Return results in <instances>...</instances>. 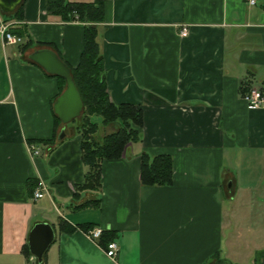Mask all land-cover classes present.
<instances>
[{"label": "crops", "instance_id": "crops-1", "mask_svg": "<svg viewBox=\"0 0 264 264\" xmlns=\"http://www.w3.org/2000/svg\"><path fill=\"white\" fill-rule=\"evenodd\" d=\"M23 2L24 18L11 19L23 41L0 38V264H39L25 253L38 222L56 232L44 264H205L218 251L252 264L264 249V103L251 109L243 93H264V0L105 1L96 25L108 92L138 105L144 126L122 157L103 161L96 190L80 188L78 131L55 130L59 80L30 58L47 47L76 67L85 23L50 15L48 0ZM56 132L58 143L40 141ZM144 151L172 155L171 184L141 182ZM38 181L48 191L35 200ZM60 219L76 229H59ZM84 223L115 234V258Z\"/></svg>", "mask_w": 264, "mask_h": 264}, {"label": "trees", "instance_id": "trees-1", "mask_svg": "<svg viewBox=\"0 0 264 264\" xmlns=\"http://www.w3.org/2000/svg\"><path fill=\"white\" fill-rule=\"evenodd\" d=\"M24 1V0H23ZM13 11H3L1 14L6 20L24 18V2ZM106 0H95L93 2H78L71 0H48L47 10L63 21L79 20L84 22L83 50L79 63L71 67L74 81L81 93L84 111L81 116L74 119L77 122V131L81 136L82 160L87 167L86 180L80 188L96 190L102 184V163L104 160H114L122 157L126 148L133 142L142 139V128L144 126L143 110L133 103H116L110 98L106 79L104 59L98 43V26L96 23L104 19V3ZM13 32L24 36L25 31L21 28H14ZM29 40L25 47L30 46ZM40 46L43 43H39ZM59 80V94L64 90L66 81L63 77L55 75ZM55 115V130L67 124ZM96 118H100L97 120ZM111 124L118 128L108 133L101 134V130ZM43 143L56 144L59 142L57 132L49 140H40ZM141 182L144 185H169L174 178V160L171 154H151L144 151L141 154ZM38 182H30L32 193ZM79 189V187H78ZM99 206L100 199L83 202L78 208L87 206ZM83 230L94 227L93 224H79ZM58 228L64 231H73L76 226L64 219L58 222ZM115 234L105 230L100 238V243L107 247L108 243L114 240ZM25 253L31 256L29 245ZM37 260V259H36ZM38 261V260H37ZM39 264H44L39 262ZM205 264H241L231 261L216 252L205 262ZM252 264H264V249L257 250L253 256Z\"/></svg>", "mask_w": 264, "mask_h": 264}, {"label": "water", "instance_id": "water-1", "mask_svg": "<svg viewBox=\"0 0 264 264\" xmlns=\"http://www.w3.org/2000/svg\"><path fill=\"white\" fill-rule=\"evenodd\" d=\"M23 0H0V9L3 11L15 10ZM30 58L40 64L48 73L61 76L66 81L64 90L57 96L53 107L55 114L65 124L82 115L84 103L78 86L73 78L71 67L59 54L51 48H39ZM65 135L62 129L59 137ZM56 236L54 226L49 222H38L29 234V249L39 262H43L44 254Z\"/></svg>", "mask_w": 264, "mask_h": 264}, {"label": "built area", "instance_id": "built-area-1", "mask_svg": "<svg viewBox=\"0 0 264 264\" xmlns=\"http://www.w3.org/2000/svg\"><path fill=\"white\" fill-rule=\"evenodd\" d=\"M246 2L250 5H256L261 2V0H246ZM14 28L15 22H12L11 20H6L2 16H0V38L5 43L19 44L23 41L22 36L17 35L13 32ZM181 34L182 36H187L189 34V28L184 27L181 31ZM243 98L246 100L248 107L251 109L259 108L264 103V93L258 86H250L248 88H245ZM29 149L30 152L34 154H38L40 151L33 144L29 146ZM47 191L48 188L46 187V184L43 181H38L33 191V198L35 200L43 198L46 195ZM85 232L91 239L99 241L104 232V229L100 226H94L89 228L88 230H85ZM105 250L108 256L115 258L118 253L117 242L115 240L110 241Z\"/></svg>", "mask_w": 264, "mask_h": 264}, {"label": "rangeland", "instance_id": "rangeland-1", "mask_svg": "<svg viewBox=\"0 0 264 264\" xmlns=\"http://www.w3.org/2000/svg\"><path fill=\"white\" fill-rule=\"evenodd\" d=\"M97 120H100V118H96ZM71 126L72 128H74V129H76L77 130V125H78V123L77 122H73V121H71V122H69L68 124H67V126ZM118 128V126L116 125V124H111V125H109L108 127H106L105 129L103 128V130H101V134L102 135H104V133H108V132H111V131H113V130H116ZM231 155V154H230ZM229 159L230 158H227L226 160H228V163H230L231 161H229ZM260 166H262V165H260ZM260 166H257L256 168H260ZM255 168V169H256Z\"/></svg>", "mask_w": 264, "mask_h": 264}]
</instances>
